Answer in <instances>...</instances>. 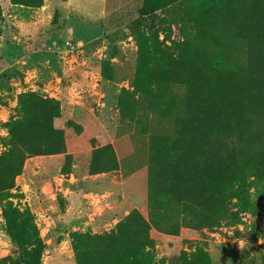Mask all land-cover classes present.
<instances>
[{
    "label": "trees",
    "instance_id": "1",
    "mask_svg": "<svg viewBox=\"0 0 264 264\" xmlns=\"http://www.w3.org/2000/svg\"><path fill=\"white\" fill-rule=\"evenodd\" d=\"M9 1L43 6V0ZM157 12L167 15L164 39L136 29L132 91L122 90L117 100L121 118L131 122L134 96L149 101L150 119L137 123L146 138L148 218L132 210L109 232L72 233L76 264H154L151 229L214 230L239 224L241 214L253 215L264 203V0H142L138 15ZM16 111L3 125L1 212L15 256L10 264H41L45 246L33 214L3 193L15 187L27 159L66 152L55 124L61 108L28 92L19 95ZM119 167L107 144L92 151L88 172ZM193 262L209 264V258L197 248Z\"/></svg>",
    "mask_w": 264,
    "mask_h": 264
},
{
    "label": "rangeland",
    "instance_id": "2",
    "mask_svg": "<svg viewBox=\"0 0 264 264\" xmlns=\"http://www.w3.org/2000/svg\"><path fill=\"white\" fill-rule=\"evenodd\" d=\"M141 6L142 0H108L106 11L71 17L76 27H68L58 9L16 12L19 23H7L0 0V154L8 143L3 125L16 116L20 94L34 92L61 108L55 124L63 130L66 152L27 159L15 187L3 193L33 214L45 246L41 264H76L72 233L109 232L132 210L148 218L146 138L137 123L150 119L149 101L134 96L131 122L121 118L117 100L122 90L132 91L136 29L149 36L157 31L163 40L169 24L165 12L140 17ZM171 37L178 39L175 26ZM107 144L120 167L90 175L92 151ZM257 197L253 187L252 201ZM1 203L0 264H10L15 256ZM150 237L154 264H194L197 248L209 264H264V203L253 215L241 214L239 224L181 229L178 235L151 229Z\"/></svg>",
    "mask_w": 264,
    "mask_h": 264
},
{
    "label": "crops",
    "instance_id": "3",
    "mask_svg": "<svg viewBox=\"0 0 264 264\" xmlns=\"http://www.w3.org/2000/svg\"><path fill=\"white\" fill-rule=\"evenodd\" d=\"M107 4L108 0H43V6L36 9H30L24 8L22 6H13L9 0H3V9L5 15H7L5 22L13 24L19 23L18 16L24 10H44V12H50L52 10L58 9L63 13L62 15H64L62 18L69 19L68 21L66 19V26L73 27L74 25L70 24V22H72L70 20L71 17L78 16L80 18L81 13L85 14L97 11L104 12L106 11ZM16 12L19 14H15ZM64 13H66L67 16H65L66 14Z\"/></svg>",
    "mask_w": 264,
    "mask_h": 264
}]
</instances>
